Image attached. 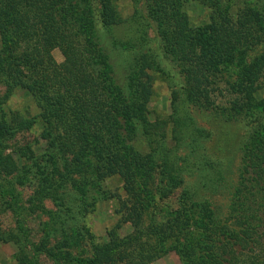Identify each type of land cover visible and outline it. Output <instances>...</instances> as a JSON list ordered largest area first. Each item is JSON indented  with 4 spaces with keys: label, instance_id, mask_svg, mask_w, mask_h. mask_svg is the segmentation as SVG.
Returning <instances> with one entry per match:
<instances>
[{
    "label": "trees",
    "instance_id": "obj_1",
    "mask_svg": "<svg viewBox=\"0 0 264 264\" xmlns=\"http://www.w3.org/2000/svg\"><path fill=\"white\" fill-rule=\"evenodd\" d=\"M151 1L163 28L166 48L184 76L186 98L206 110L228 113L250 110L255 93L260 89L258 82L264 73V56L252 65H245L241 79L230 84L238 96L228 108L216 105L212 86L220 73V65L232 64L254 37L255 13L242 8L234 20L223 10L220 0H196L212 12L208 28L194 30L185 10V0ZM99 5L105 27L121 22L116 0H100ZM0 37L3 41L0 109L18 92L30 96L38 109L35 116L9 112L11 115L4 114L0 118V179L18 170L17 161L7 153V139L34 126H39L42 138L63 158L62 173L39 187L28 211L35 213L43 209L44 199L58 198L66 184L87 172L86 155L92 143L104 168L121 171L123 164L132 159L134 165L148 169L150 163L146 158L150 155L143 158L129 143L136 135L133 122L141 117V109L153 95L148 72L155 67L153 61L146 55L140 60L141 66L128 78L126 94L120 86L110 84L109 90L118 88L115 89L118 97L110 100L106 84L114 67L108 64L96 42L93 13L72 0H0ZM55 49L62 52L63 63L55 61L52 54ZM94 60L105 65L103 75L93 71ZM177 100L174 93V102ZM256 148L243 156L240 182H245L234 206L248 212L250 219L247 217L242 223L239 220L238 230L216 218L207 203H189L192 198L186 191L181 210L172 217V228H161L156 223L143 228L140 202H137L124 212L125 219L134 228L133 234L118 237L112 232L109 241L101 243L91 238L90 257H77L65 250L68 242L51 246L48 238L34 246V253L65 264H132L151 251L147 244L141 243L144 237L165 242L183 236L192 250L181 252L182 264H264V241H261L264 236V143ZM254 174L257 177L250 178ZM167 183L163 192L166 195L179 186V176H171ZM249 183L252 186H246ZM256 188H259L258 193ZM0 195L14 211L11 195L6 192ZM186 206L190 211H186ZM255 226L263 229L261 237L257 236ZM255 247L260 248L258 253L253 251ZM18 262L28 264L25 252L19 254Z\"/></svg>",
    "mask_w": 264,
    "mask_h": 264
},
{
    "label": "rangeland",
    "instance_id": "obj_2",
    "mask_svg": "<svg viewBox=\"0 0 264 264\" xmlns=\"http://www.w3.org/2000/svg\"><path fill=\"white\" fill-rule=\"evenodd\" d=\"M72 1L93 13L96 42L108 64L114 67L106 84L110 100L118 97L115 89L119 86L123 94L127 93L128 78L141 66L140 60L145 55L155 63L148 71L153 95L141 109V117L133 122L136 135L129 143L143 158L150 155L146 158L150 166L147 169L134 165L135 161L129 159L121 166V171L109 170L102 167L92 143L86 155L87 172L66 184L58 198L44 199V208L32 213L28 210L36 191L62 173L63 158L42 138L39 126L10 136L5 143L6 150L17 161L18 170L0 179V194H10L15 209L12 211L0 195V264H19L21 252L28 256V264H65L34 253V246L44 238L49 239L51 246L68 242L65 250L77 257H90L91 238L101 243L109 241L112 232L118 237L133 234L134 228L125 219L124 212L137 202H140L143 228L150 223L172 228V217L181 210L186 191L192 198L189 203H207L216 218L238 230L240 222L247 221V217L250 219L248 212L234 206L245 182H240L243 156L264 143V73L250 110L237 113L206 110L186 98L184 76L166 48L163 28L151 0H116L121 22L111 28L101 22L100 0ZM220 4L234 20L242 8H249L256 15L254 37L232 64L220 65V73L212 86L216 105L228 108L238 96L230 84L241 79L245 65H252L264 56V0H220ZM185 10L192 29L208 28L212 11L207 5L185 0ZM52 54L57 63L64 62L59 49ZM92 69L96 75L106 71L105 65L95 60ZM110 84L117 87L109 90ZM174 93L178 98L176 102ZM9 112L35 116L38 109L30 96L18 92L2 106L0 118L4 114L11 115ZM173 175L179 176L180 184L166 195L163 192L168 187L167 180ZM255 177L256 174L250 176ZM259 188L255 189L256 193ZM255 227L257 236L261 237L263 229ZM141 243L147 244L151 251L132 264H182L181 252L192 250L183 236L165 242L144 237ZM253 251L258 253L260 248L255 247Z\"/></svg>",
    "mask_w": 264,
    "mask_h": 264
}]
</instances>
